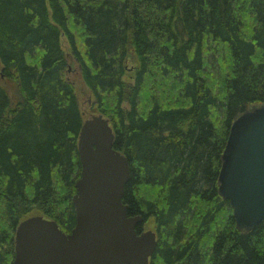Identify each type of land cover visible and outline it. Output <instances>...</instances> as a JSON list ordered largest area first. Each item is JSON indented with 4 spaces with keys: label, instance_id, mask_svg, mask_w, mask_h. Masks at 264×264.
I'll return each instance as SVG.
<instances>
[{
    "label": "trees",
    "instance_id": "trees-1",
    "mask_svg": "<svg viewBox=\"0 0 264 264\" xmlns=\"http://www.w3.org/2000/svg\"><path fill=\"white\" fill-rule=\"evenodd\" d=\"M77 84L128 160L149 264H264V226L218 193L232 123L264 106V0H0V264L32 214L75 226Z\"/></svg>",
    "mask_w": 264,
    "mask_h": 264
},
{
    "label": "water",
    "instance_id": "water-1",
    "mask_svg": "<svg viewBox=\"0 0 264 264\" xmlns=\"http://www.w3.org/2000/svg\"><path fill=\"white\" fill-rule=\"evenodd\" d=\"M113 143V129L102 115L83 122L77 145L81 176L72 198L75 226L66 234L43 216L22 221L15 233L13 264H149L156 234H137L142 218L127 215L122 198L130 167ZM218 193L229 203L239 230L264 226V106L232 123Z\"/></svg>",
    "mask_w": 264,
    "mask_h": 264
},
{
    "label": "rangeland",
    "instance_id": "rangeland-1",
    "mask_svg": "<svg viewBox=\"0 0 264 264\" xmlns=\"http://www.w3.org/2000/svg\"><path fill=\"white\" fill-rule=\"evenodd\" d=\"M71 69H69V71H70ZM72 71V70H71ZM70 73V72H69ZM69 78L70 79H74L75 77H74V74H69ZM75 79H77V78H75ZM3 86L4 87H6L8 90H9V87H8V84L4 81L3 82ZM76 92H77V96H78V98H79V102H80V104H81V109H82V111L85 113V114H87L86 115V117L87 118H89V115L90 114H96L95 112H93V111H91L90 110V108H89V105L88 104H86V100H87V97H86V95L88 94H84V92H83V89L79 86V84H77L76 85ZM253 109V108H252ZM31 216H35L34 214H32ZM145 230H152L153 231V227H152V225L151 224H147L146 225V227H145Z\"/></svg>",
    "mask_w": 264,
    "mask_h": 264
}]
</instances>
